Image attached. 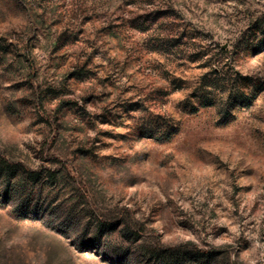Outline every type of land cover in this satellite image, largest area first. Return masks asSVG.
<instances>
[{
    "label": "rangeland",
    "instance_id": "374dc122",
    "mask_svg": "<svg viewBox=\"0 0 264 264\" xmlns=\"http://www.w3.org/2000/svg\"><path fill=\"white\" fill-rule=\"evenodd\" d=\"M263 39L264 0H0V264H264Z\"/></svg>",
    "mask_w": 264,
    "mask_h": 264
},
{
    "label": "trees",
    "instance_id": "16d2710c",
    "mask_svg": "<svg viewBox=\"0 0 264 264\" xmlns=\"http://www.w3.org/2000/svg\"><path fill=\"white\" fill-rule=\"evenodd\" d=\"M174 39L176 40V38H174ZM174 39L172 38L171 41L169 42V44H164L163 46H165V47H163V48L173 47L174 45L171 42H173ZM259 42H264V39L263 40H259L256 44H258ZM223 62L224 61L218 60V61H213V62L210 63L212 65V67H210V73L209 74L213 75L214 77L212 79L208 80V84L209 85L215 86L216 84H218V82H220V80L222 79L220 77V74L228 75V72L224 71L226 63H223ZM228 82L229 81H225V79L221 80L222 84L223 83L228 84ZM0 164H2L4 166H7V167L9 166L7 162L6 163H0ZM5 169H7V168H5ZM4 171L5 170L3 169V167H0V175L1 176H2Z\"/></svg>",
    "mask_w": 264,
    "mask_h": 264
}]
</instances>
